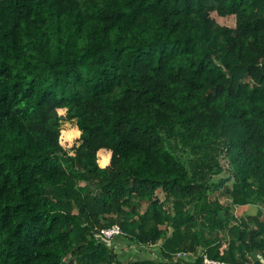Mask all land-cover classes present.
I'll list each match as a JSON object with an SVG mask.
<instances>
[{"label":"trees","instance_id":"trees-1","mask_svg":"<svg viewBox=\"0 0 264 264\" xmlns=\"http://www.w3.org/2000/svg\"><path fill=\"white\" fill-rule=\"evenodd\" d=\"M263 207L264 0H0V264H264Z\"/></svg>","mask_w":264,"mask_h":264},{"label":"rangeland","instance_id":"rangeland-1","mask_svg":"<svg viewBox=\"0 0 264 264\" xmlns=\"http://www.w3.org/2000/svg\"><path fill=\"white\" fill-rule=\"evenodd\" d=\"M213 16L216 18V20L220 23L226 24V25H231L234 26L235 22H236V18L235 15H228V16H221L219 15L217 12H213ZM74 141V139H73ZM72 142H68L66 143V147H69L70 144ZM220 163L222 165V167L224 168V170L226 171L229 168V159L227 156L223 155L220 157ZM223 171V173L225 172ZM222 174V173H221ZM220 175V174H219ZM219 175L217 176H213V179H218ZM82 183L84 184L85 182L82 181ZM236 214L239 216H248V215H256V213H258L259 211V206L255 205V204H249L243 207H238L236 208ZM263 213H264V207H263ZM263 218H264V214H263ZM174 232L173 227H171L168 230L167 236H171ZM165 239H162L159 244H154L152 246H145V245H139L136 242H125L123 241L121 243V245H124L122 250L124 251V253L126 254L127 257L129 258H142V257H151V258H162V254H161V245L164 243ZM113 241H116L117 244L119 242V240L117 239H110L109 242L110 244H112L114 247H116V249L120 252V249L118 248V246L113 244ZM126 245V246H125ZM181 252V251H180ZM176 254V257H180L178 256V253ZM183 256L181 257L183 260L185 261H189L192 264V261L195 260L196 258V254H191V253H185L182 254ZM225 264V263H224Z\"/></svg>","mask_w":264,"mask_h":264},{"label":"built area","instance_id":"built-area-1","mask_svg":"<svg viewBox=\"0 0 264 264\" xmlns=\"http://www.w3.org/2000/svg\"><path fill=\"white\" fill-rule=\"evenodd\" d=\"M123 233H124V230L120 226L116 225L110 228L102 229L100 232H98L97 236L99 238L110 240L113 237L123 234ZM185 253L187 252H180L178 253V256L182 257L183 256L182 254H185ZM205 263L206 264H224V262L213 260L209 258L207 255H205Z\"/></svg>","mask_w":264,"mask_h":264}]
</instances>
